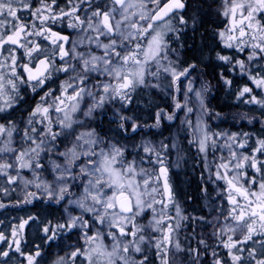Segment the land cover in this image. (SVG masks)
Returning a JSON list of instances; mask_svg holds the SVG:
<instances>
[{"label":"snow or ice","instance_id":"snow-or-ice-1","mask_svg":"<svg viewBox=\"0 0 264 264\" xmlns=\"http://www.w3.org/2000/svg\"><path fill=\"white\" fill-rule=\"evenodd\" d=\"M68 3L72 5L70 11L61 9L57 12L53 7L56 0L51 3L39 0V7L35 9L30 0H0V112L16 106L21 85L33 92L43 91L49 82H54L53 74L73 73L55 91L50 88L45 91L31 111L20 139L27 147L17 151L12 146L13 134L17 131L13 122L0 124L3 140L0 154H11V159L0 155V174L7 176L9 184L23 179L22 169H30L35 175V179L23 180V183L26 188L34 185L39 194L26 192L23 202L30 204L34 199L47 198L57 204L66 201L81 210V215L67 214L63 223L40 222L44 225L42 240L46 242L63 239L65 233L70 236L73 230L80 233L78 239L84 241L78 247L69 245L74 250L66 254L67 259L60 257L56 264H77L78 260L81 264H150L147 253L152 248L156 250L160 264H171L167 246L173 245V235L180 229L181 222L195 218L183 216L180 206L175 203L165 162L169 145L161 143L157 147L150 141H142L133 146L136 151L129 160L126 153H131L126 146L102 139L95 130L74 134V126L80 123L76 119L78 114L91 117L97 109L115 101L123 108L132 102V93L138 87H158L150 85L149 81L158 79L162 72L171 78L169 88L175 87L177 93L184 90L185 95L194 93L199 101L201 118L195 123L187 118L181 122L193 130L194 139L189 143H195L198 151L206 154L209 148L217 149L218 140L222 139L224 144L219 147L228 149V158L221 156V162L215 165V178L226 184L222 197L226 198L229 208L226 215L220 213L223 222H217L218 231L213 235L220 238L223 248L227 249L230 264H244L245 251L249 264H264V160L257 155L264 156V139L257 140L256 147L248 152V133L212 132L203 120L204 115H209L203 103L206 89L197 90L193 81L188 80L196 65L180 67L169 58L174 49L168 34L177 32L173 20H178L180 25L187 23L182 15H177L185 9V0H110L102 7L93 5L92 0H79L78 4L68 0ZM85 3L88 9L82 19L77 13ZM222 9V15L229 20L226 32L219 33L225 47L237 48L240 52L250 48L249 62L264 59V0H222ZM24 10L29 11L28 18L20 15ZM68 17L73 22L67 26L83 33L77 41H71L69 36L47 26L49 22L54 24ZM31 37L50 40L55 46L52 55L45 54L46 49ZM85 40L88 49L81 51ZM19 49H23L20 56L17 55ZM57 55L61 67L56 66ZM23 58H27V62L22 63ZM217 59L225 64L233 61V57L219 53ZM70 60L76 63H69ZM234 67L247 71L244 60H236ZM94 75L96 82L89 88ZM101 76L105 78L103 81L99 80ZM249 78L257 87L264 88V75H250ZM224 83L230 85L231 81ZM251 92L252 88L245 86L239 97ZM86 97L91 98L92 103L85 110L81 105ZM247 102L264 106V100H258L256 96H251ZM175 108L186 109V117L194 111L187 103L176 102ZM164 115L163 110L155 114V126H159ZM166 118L173 120L175 114ZM120 119L128 122L132 118L121 116ZM120 127L126 130L123 124ZM141 127L131 124L133 132ZM68 135H73L74 140L71 147L58 153L62 163L53 162V180H40L38 170H46L40 163L41 153L47 156L49 152H55L58 137L67 138ZM247 169L258 175L250 177ZM10 170H15L16 175L9 174ZM74 187L82 188L79 197L67 199ZM173 207L174 217L169 215ZM83 213L90 214L89 218L85 219ZM149 213L151 218L146 225L138 223ZM37 219L29 216L18 227L23 229L29 221L36 222ZM153 233L161 235L156 238ZM17 234L15 230L12 232L14 237ZM257 239L261 242L260 259L256 258L254 248L248 250L246 247L248 242L255 243ZM0 241L7 242L2 233ZM13 243L15 251L24 255L21 241L14 240ZM198 243L205 244L203 240ZM174 246L183 251L178 240ZM203 251H208L206 244ZM188 252L189 264H198L201 249H189ZM135 254H140L138 259ZM0 256L8 257L9 252L0 251ZM41 256L38 245L37 250L27 256V264H39ZM212 257V264H229L215 251Z\"/></svg>","mask_w":264,"mask_h":264},{"label":"rangeland","instance_id":"rangeland-1","mask_svg":"<svg viewBox=\"0 0 264 264\" xmlns=\"http://www.w3.org/2000/svg\"><path fill=\"white\" fill-rule=\"evenodd\" d=\"M222 11H223L222 7L218 8V14L220 13L221 17H222ZM177 15L178 16L182 15L187 23L185 25H180L178 20H173V22H172L173 27H175L177 29V32L168 34L170 46L173 45L174 43H176L177 41H180V39H182L184 37V35L186 36V34H188L187 36H191L195 27H196V24L198 23L199 17L197 15L196 11L193 9L192 4L190 5V2H189V7L187 8V10L185 12H182V13L177 14ZM228 25H229V20H228V18H225V23L222 26L220 32H222V31L226 32ZM177 35H178V38H177ZM219 37H220V35H219ZM220 39H221L222 44L225 46L224 41L222 40L221 37H220ZM225 49H226L227 53H228V51H231L232 55L235 56V58L237 60H244L245 61V64L247 66L246 73L248 74V78L250 75H252V76L264 75V59L257 58L256 60L251 61V62H249L247 60V56L249 55V53L251 51L250 48H245V50L243 52H240L239 49H237V48L225 47ZM171 54H172V52L169 54V58L173 61V59L171 58ZM226 56H230V55L226 54ZM179 66L180 67H187L188 65H186V66L179 65ZM232 67L233 66H231L230 69H232ZM233 68H235V67H233ZM236 68H238V70L241 71L239 69V67H236ZM200 73L201 72L197 71L196 69L192 70L191 75L188 77V80L193 81L194 86L197 90H200L202 87L206 89V91L203 93V103H204L206 109L208 110L207 94H208V90H209V85L206 82V80L202 76H200ZM162 77H163L162 85H159V83H156L155 81H153L151 79L149 81L150 85H159L158 87H152V86H148V87L141 86V87H143L144 89L146 88L147 89L146 91H148V93L152 92L154 94L161 95V97H164L166 99V100L164 99L165 104L169 105L167 108L172 111V114L173 113L175 114V118L172 120L171 130H170V133H169L166 141H165V139L162 140L159 143V145L161 143L169 145V149L165 153V162H166V165L168 166V169H169V172H168L169 183L172 187L175 203L180 206L181 214L183 216L187 217V215H190V217H192V218L194 217L196 224L199 221L201 222V226L199 225L200 232L197 234H194L189 239L186 238L184 240V237L181 236L179 238L178 234L174 233L173 245L167 246L168 247V258H169L171 264H189L190 256L188 253V247H189V245H191L193 243L195 245V246H193L194 250L201 249L202 253H204L203 248L205 247V244H206L208 246V250L211 249V253H210L211 256H212L213 251H215L219 256H223V255L228 256V254H225V253H227V251L226 252L223 251V254H221L222 251L219 248L220 238L213 235V233L217 232L218 229H216L214 232L211 231V233H208V232L204 233V231H203L204 228L202 226H203L204 218L202 216V213L206 212V210H211L208 207L209 201H208L207 192H205L203 194V196L199 197V200H200L199 210H195V207H193L194 211L193 210L189 211L187 209V203L185 200L186 198L184 196V190H185V187L187 186L186 176L191 171V167H193V168L195 167L197 169V171H198L197 174L200 177L202 189H203V191H206V190H204V186L207 184H208L207 186L212 185L214 179H216L215 178V171H216L215 165L221 162L220 157L223 156L225 159L228 158V154L225 152V151L228 152V149L223 148V147H219L222 145H218L217 149L209 148L207 153L204 154V153H200L198 151L197 145L195 143H189V141L194 139L193 130L191 128H186V126L183 125L181 122L187 118V119L192 120L193 123H195L198 118H201V113L199 111V108H200L199 101L194 96V93H187V95H185L184 90H182L180 93H177L175 90V87L169 88V85L171 84L170 76L162 73ZM250 83L253 86V91L250 94L246 93V95H245L246 101H249V99H251V96H256V98L258 100H264V88L257 87L251 81V79H250ZM184 84L185 85L187 84V80L184 81ZM247 87H249V86H247ZM139 88L140 87H138L132 93L133 97H134V94L139 91ZM243 88H240V90L236 93V95L238 97H239L240 91ZM255 90H257L258 94L255 93ZM21 92H22V89H21ZM155 92H158V93H155ZM145 99H147V97H145ZM176 102H180L181 104L187 103L188 107H192L194 109L193 113L188 114L186 117V109H176L175 108ZM251 104L255 105V106H252V108H254L255 111L258 112L259 110H262V107H259V106H261L260 104H256V103H251ZM257 105H259V106H257ZM107 108H109V107H107ZM114 109L118 112V110L121 109V107L118 104H115ZM102 110L103 109H99V111H102ZM208 114H209V110H208ZM258 115L259 114H257L256 116L253 117L252 115H244V114L241 115L240 114L241 122H242V120H243V122L247 121V126L249 128H254L253 131H251V130H249L250 132L247 131V133H249V137H250L248 139V146H249L248 152H250L252 148L256 147V141L257 140L264 139V136H263L264 135V118H261L260 115L259 116ZM121 116H123V115H121ZM130 116L132 119L130 121H128V123L132 124V123H134L132 113L130 114ZM130 116L127 115L126 117H130ZM37 118L39 119V117H37ZM202 118L205 121V123L208 125V127L210 128L208 115H204ZM237 124H238V125H236L237 127L240 126L239 123H237ZM20 125L21 126H20L19 131H20V133H22L23 129H25L27 127V121L21 122ZM84 131H87V130H84ZM84 131H82V132H84ZM225 132L226 131L224 128H221V130L218 131V133H225ZM226 133H228V132H226ZM232 133H235V132H231L229 134H232ZM241 133H244V132H241ZM253 133H254V137L252 136ZM101 138L104 139V137H101ZM20 139H21V135H20V138L18 139V148L20 149L22 147H27L26 144L20 143ZM73 140H74V136L72 135L67 140V145H63V142H60V139H57V141H56L57 148H56L55 152H49L47 156H45L44 153H41L40 163L42 165H44V168L46 170H44V171L38 170L37 174L39 175L40 180H45V181H49V182H51L53 180V177L55 175V173L53 172V162L62 163V160H60L58 158V153L65 151V149L68 147H71ZM104 140H106V139H104ZM106 141L113 143L112 142L113 140H106ZM219 142H220V140H218V144H219ZM221 143L224 144V141L222 140ZM172 145H175V147H172ZM49 147H51V146H49ZM61 147H62V149H61ZM239 151H243V150H239ZM245 154H247V153H245ZM2 155H3L4 159H11V154H7V155L2 154ZM257 155H258L259 159L264 160V156H261L259 154H257ZM247 172L251 173V175H249V176L258 175L252 169H247ZM9 174L16 175V171L10 170ZM20 175L23 178L22 180L17 181L20 197L24 196L25 193L29 192V190H31V189H34L35 192L39 193L34 185L28 186L26 188L24 183H23V180L35 179V175H34L32 170L22 169V170H20ZM5 178L7 179V176H5L4 174H0V185H1V181L2 180L4 181ZM37 182H39V181H37ZM76 183L79 184L80 181L77 180ZM5 184L6 183L3 182V187L5 186ZM205 188H206V186H205ZM216 188H217V186L214 185V190ZM81 191H82L81 187L72 188L71 189L72 195L70 197H68L67 199L76 200L79 197ZM216 191L221 193L220 189H217ZM157 198L159 199V197H157ZM65 203H66V201L63 202L64 206L62 209H64V210L62 211V209L59 207L60 204H57L55 202V206L58 209H60L59 215H58V216H60V220L58 219L59 223H63V220L66 219L67 214H71V215L75 216L76 212H78L79 214L81 213V210L79 208H77L74 204H67V203L65 204ZM61 211H62V213H61ZM61 214H62V216H61ZM28 215L35 216L38 219L36 222L29 221V223L27 225H25V227L23 229H18V232H17L18 234H17V236H15L16 238L18 237V240L21 241V243H20V245L22 246L21 251L24 253V255L19 254V258H21V259H23V258L26 259L28 256L29 249L25 248L27 246L26 242L30 241L32 238H35L37 240V239H40L44 236L43 233L39 234L38 230L34 229L35 227L37 228L39 226V221H40V218L38 217L39 214L35 215L33 213L32 214L26 213L24 218H20L18 225H20V223L22 221L27 220L29 217ZM169 215H171L173 217L176 215L174 207L169 210ZM20 216H22V215H20ZM83 216L85 219H88L90 214L83 213ZM1 218H2V216L0 215V221L2 220ZM150 218H151V213H149L146 217L139 219L138 223H140L141 225H146ZM200 218H203V220H201ZM185 221L186 220L181 222V227H180L181 231L183 229L182 227H184ZM4 226H5V230L0 229V233H2L5 236L7 242L0 241V244L1 243L8 244V248H9V245L13 244V241H14V240H12V238H15V237L12 235L13 231L11 230L10 225H4ZM195 226L197 227V225H195ZM94 230H95V228H94ZM153 235L156 238H159L161 234L160 233H153ZM223 239H226V236L223 237ZM177 240L180 243L181 249H183L184 252H186V254H188V256L187 255L184 256L182 260H178V258H179L178 255L179 254L181 255L182 253L180 252V250H177L174 246L175 241H177ZM201 240H203L205 242V244H199L198 241H201ZM209 240L211 241V243L209 242ZM109 243H110V241H109ZM23 246H25V247H23ZM253 248L256 250V253H257L256 258L260 259L261 257L259 255V253L262 250L260 239H257L255 243L251 242V244L249 245V248H247V249L252 250ZM10 249H12V247ZM178 252H179V254H178ZM201 252H200V255H201ZM147 254L149 256L150 264H160V258L158 255H156V250L154 248L150 249ZM135 256L138 259L140 254H135ZM60 257H62V256L61 255H59L57 257L52 256L50 259L52 261H53V258L56 260H59ZM243 257H244V264H249V261L247 258V251H245L243 253ZM40 259L42 260V257ZM212 260H213V257L211 259H209L208 262L201 261V259H200L202 264H212ZM23 262H25V264H27V259L23 260ZM45 264H56V263H45Z\"/></svg>","mask_w":264,"mask_h":264},{"label":"flooded vegetation","instance_id":"flooded-vegetation-1","mask_svg":"<svg viewBox=\"0 0 264 264\" xmlns=\"http://www.w3.org/2000/svg\"><path fill=\"white\" fill-rule=\"evenodd\" d=\"M31 4H32V8L35 9L36 7H39V0H30ZM49 3H51V0H48ZM189 2L190 0H185L186 3V7L182 12H185L187 10V8L189 7ZM79 0H72V4H78ZM93 5H100L101 7L104 4H108L110 3V0H92ZM71 4L68 3V0H56V4L53 6L55 8V11L59 12L61 9H63L64 11H70L71 8ZM88 9V4L85 3L81 6L80 11L77 13L78 15H80V17L83 19L85 16V12ZM182 12H178V14L182 13ZM90 14V13H89ZM20 15L24 18H28L29 17V11L28 10H24L20 13ZM73 22L71 17H68L66 19H62L57 21L56 23H48V27L52 28V31L54 32H58L61 35H65V36H69L71 41H77L80 39V37L83 35V33H81L79 31V29H73V28H69L67 25ZM37 24H39V21H37ZM32 40H36L39 41L41 43V46L43 48L46 49L45 54L47 55H52V53L55 50V46L51 44V41L48 39H45L44 37H31ZM66 47H69L70 45H65ZM94 48V46H93ZM88 49V42L87 40L84 41V45L79 49L81 51H87ZM96 54H100L99 50H95ZM23 52V49H19L17 51V55L20 56L21 53ZM21 62H27V58H23L21 60ZM69 63H73L75 64L76 62L74 60H70ZM56 66L57 67H61L62 66V62L59 59V56H56ZM163 73V72H162ZM162 73L159 77V85H162L163 82V77H162ZM68 75H73V73H69ZM68 75H65L63 73H55L53 74L52 80L54 82H49L47 87L43 90L40 91L38 90L37 92H33L30 88H28L25 85H21L20 86V92H19V96H20V100L16 103V106L12 109H8L6 112H0V124H6L9 121L13 122L16 126L17 131L14 132L13 134V147H15L17 149V151L19 150L18 148V139L20 138V135H23V131L22 133H20L19 129H20V124L23 121H28L29 116L31 111L35 108V106L37 105V103L40 102V97L44 95L45 91H48V89H53L54 91L56 89H58V86L60 85L61 82L65 81L68 79ZM105 78L104 77H99V80L103 81ZM96 82V77L95 75L93 76V79L89 82V88H91L92 84ZM22 89V92H21ZM147 89L140 87L139 91L136 92L134 94V101H136V103H139L140 106H147L148 101L147 99H145L148 91H146ZM93 91H95V89H93ZM56 95L59 94L58 91H56L55 93ZM133 96V95H132ZM132 99V100H133ZM92 103V99L89 97L85 98V101L82 102V109H85ZM115 104H118L121 107V103L119 101H115L112 103H106L105 106L102 108V111H99V109H97L93 115L91 117H85L82 114H78L76 119L80 122L78 125L74 126V134H79L80 132L84 131V130H95V132L97 131L98 133L101 132L102 129V133H105V126L106 127H112L113 130L117 129L119 131H121L124 134L125 138H129L131 137L133 131L131 130V124H129L128 122H125L123 120L120 119L121 115L123 116H130V110H127L126 107H129V105L131 104H125L124 107L118 110V112L114 109ZM164 104V99L161 97V95H159V105ZM109 107V108H107ZM131 117V116H130ZM37 120H39L38 118H36ZM134 123L141 125L144 130L139 131L140 129H137L134 133H138L140 136H142V134H146V127L145 124H141L138 123L136 120L134 121ZM123 124L124 125V129H121L120 125ZM34 127H39L38 124H34ZM54 131H59L58 128H54ZM72 135H68L67 138H65L64 136H60L58 137V139H60V142H63V145H67V140L69 139V137ZM146 136V135H144ZM113 138H115L113 136ZM3 140L2 138H0V145H2ZM62 149V147H61ZM64 149V148H63ZM2 155V154H0ZM3 176V175H2ZM3 182H5V186L3 187ZM214 185L217 186V188L214 190ZM212 187V190L214 192V197L213 200H217L218 201V207L215 206V209H211V210H206V212L202 213V216L204 218L203 221V231L204 233H211L214 232L217 229V222H223V215H221L220 213L223 212L224 215L227 214V210L229 208V205L226 201V198L222 197V192L223 189L226 187V184L223 180H217L214 179L213 184L210 186ZM7 189V192H5L4 190ZM217 189H220L219 193L218 191H216ZM211 190V191H212ZM29 192H35L34 189L29 190ZM39 194V193H38ZM24 196L20 197L19 195V188H18V182L9 184L7 182V179L5 178V180L1 181V185H0V205H3V207H0V215L2 216V220L0 221V229L5 230V226L4 225H10V228L12 231H17L19 229V225L18 222L20 220V218H24V216L29 213H33V214H39V226L36 228H34L35 230H38L39 234H42V228H43V224L40 223L41 221L47 222V221H51L53 224L59 223L58 219L60 220V216L59 213H57L56 216L51 217V211H49V209L51 208L52 202L48 200L47 198H43V199H34L32 201V203H24ZM55 202V201H54ZM66 204V203H65ZM63 202L60 203L61 209L63 208ZM212 207V204L210 203V208ZM39 208V209H44V212H36L35 209ZM47 209V211H45ZM187 209L189 211L193 210L194 208L190 207L187 205ZM64 209H62L63 211ZM61 211V213H62ZM82 213H78L76 212L75 215H81ZM22 215V216H20ZM30 216V215H28ZM62 216V214H61ZM187 217H190V215H187ZM192 218V217H190ZM194 218V217H193ZM65 220V219H64ZM63 220V222H64ZM197 225V227L195 226ZM199 225L201 226V222H197V224L195 223V219H188L185 221L184 227H182V231L181 228L176 232L178 234V237L180 238L181 236L184 237V240L187 238L189 239L191 236H193L194 234H197L200 232V228ZM93 231H95L93 229ZM80 236V233H78L77 231L73 230L70 234V236L65 233L63 236V239L58 238L55 241H44L42 240V238L40 239H35L32 238L30 241L26 242L27 246H23L26 249H29L28 255L33 254L36 250H37V246H40V250L42 252V260L40 258H38L39 264H45V263H56L58 260L53 258V261L50 259L52 256L53 257H57L59 255L65 257L67 259V253H70L71 251L74 250V247H69V245H74V246H81L84 244V241L82 239H78V237ZM12 240H18V237L16 238H12ZM216 240V239H215ZM214 240V241H215ZM209 242L211 243V241L209 240ZM220 242V240H219ZM5 243H1L0 244V251H8L9 252V256L8 257H3L0 256V264H25V262H23V260H26L25 258L21 259L19 258V252L15 251V244H11L12 245V249L8 248V244ZM220 246L219 248L221 249L223 254V251H227V249H224L222 244L219 243ZM251 244V241L248 242L247 244V248H249V245ZM194 243L189 245L188 250L192 249L194 250ZM20 248L22 249V246L20 245ZM204 249V248H203ZM182 253L181 255L178 252V260H182L184 256H188V254H186V252L181 251ZM189 253V252H188ZM211 253V249H209L207 252L202 253L200 255V259L201 261H206L208 262L209 259L212 258V256L210 255ZM26 254V253H25ZM227 254V253H225ZM222 259L229 261V257L226 255L220 256ZM83 259V258H81ZM198 261V264H202L201 261ZM77 264H81V261L78 260ZM230 264V261H229Z\"/></svg>","mask_w":264,"mask_h":264},{"label":"trees","instance_id":"trees-1","mask_svg":"<svg viewBox=\"0 0 264 264\" xmlns=\"http://www.w3.org/2000/svg\"><path fill=\"white\" fill-rule=\"evenodd\" d=\"M191 4L199 17L198 23L191 36H187L188 34H186L180 41L171 45V48L174 49L171 58L181 66L194 63L196 65L195 69L201 72L200 76L208 83L207 107L209 115L211 116V118H209L208 115L212 132L218 133L221 128H224L228 133H247L249 130L253 131L254 128H249L247 126V121L243 122L242 120L241 122L240 114L252 115L253 117L259 114L261 118H264V106L257 105L262 107V110L257 112L252 108V106L255 105L246 101V94L239 98L236 95L240 88L245 86L251 87L253 91V86L250 83L246 71L242 72L236 67L233 68L237 59L232 55L231 51H228V53L226 52L225 46L222 44L219 37V32L226 18L223 15L221 17L220 13L218 14V8L222 7V0H190V5ZM217 53L221 55L229 54L233 57L232 63L225 64V62L218 60ZM231 66H233L232 69H230ZM225 80H230L231 84L226 85L224 83ZM153 81L159 83V78ZM255 93L258 94L257 90H255ZM146 97L148 101L147 106H140L139 103H136L133 99L129 107H126V109L130 110L132 113L134 121L136 120L138 123L145 124L146 134L143 133L142 136H140L137 132H133L131 137L125 138L121 131L117 129L113 130L112 127L106 126L105 133H102V129L100 133L96 131L100 137H104L106 140H113L112 142L119 146H126L131 153H126L129 160L133 158L136 151L133 147L134 145H139L142 141H150L159 147V143L164 139L166 141L171 130L172 120L166 118L167 115L172 114V111L167 108L169 105L165 104V102L159 105V94L149 92ZM162 98L165 99L164 97ZM161 110H163L165 114L164 118L161 119L159 126H155V114ZM216 114L219 115L217 116ZM237 123H239L240 126L237 127ZM142 130L144 129L140 128L138 132ZM113 136L115 138H113ZM252 136L254 137V133ZM221 142L222 139L218 145H223ZM225 152L228 154L227 151ZM141 155H143V153H141ZM144 166L150 167L149 165ZM197 173V169L191 167V171L186 176L187 186L184 190L186 203L192 208L195 207V210H199V197L207 192L209 201L208 207L210 208L211 203L212 207L210 209L213 210L215 206L218 207V201L213 200L214 192L212 187H210L211 185L207 186V184L205 185L206 188L204 186V190L206 191H203L200 177ZM248 175H251V173L248 172ZM35 211L38 213L44 212V209L36 208ZM45 211H47V209ZM49 211H51V217H54L59 213L60 209L55 206V202L53 201Z\"/></svg>","mask_w":264,"mask_h":264},{"label":"water","instance_id":"water-1","mask_svg":"<svg viewBox=\"0 0 264 264\" xmlns=\"http://www.w3.org/2000/svg\"><path fill=\"white\" fill-rule=\"evenodd\" d=\"M184 10V9H183ZM183 10H180L179 12H182Z\"/></svg>","mask_w":264,"mask_h":264}]
</instances>
